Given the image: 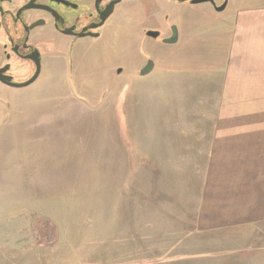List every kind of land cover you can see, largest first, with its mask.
I'll use <instances>...</instances> for the list:
<instances>
[{
    "label": "rangeland",
    "instance_id": "374dc122",
    "mask_svg": "<svg viewBox=\"0 0 264 264\" xmlns=\"http://www.w3.org/2000/svg\"><path fill=\"white\" fill-rule=\"evenodd\" d=\"M183 24L176 46H49L0 114V264H264V219L200 225L227 31Z\"/></svg>",
    "mask_w": 264,
    "mask_h": 264
},
{
    "label": "crops",
    "instance_id": "0c3cea01",
    "mask_svg": "<svg viewBox=\"0 0 264 264\" xmlns=\"http://www.w3.org/2000/svg\"><path fill=\"white\" fill-rule=\"evenodd\" d=\"M256 1L235 3L213 25L226 28L227 49L205 133L210 151L197 199L203 228L264 219V1Z\"/></svg>",
    "mask_w": 264,
    "mask_h": 264
},
{
    "label": "flooded vegetation",
    "instance_id": "af4514ba",
    "mask_svg": "<svg viewBox=\"0 0 264 264\" xmlns=\"http://www.w3.org/2000/svg\"><path fill=\"white\" fill-rule=\"evenodd\" d=\"M242 1L0 0V114L12 104L22 105L15 93L38 81L49 46L68 43L72 51L81 41L128 42L137 35V41L176 46L186 19L213 26L225 22L233 5ZM174 30L176 42L166 43ZM129 46L125 49L133 55L145 50L136 41Z\"/></svg>",
    "mask_w": 264,
    "mask_h": 264
},
{
    "label": "water",
    "instance_id": "95a60500",
    "mask_svg": "<svg viewBox=\"0 0 264 264\" xmlns=\"http://www.w3.org/2000/svg\"><path fill=\"white\" fill-rule=\"evenodd\" d=\"M148 34H150L151 36H156L155 32H150L148 31L147 32ZM176 35H175V30H174V33H173V36L169 39V40H166L165 42L166 43H174L176 42ZM154 67V63L151 59H148L147 62L143 65V67L137 69L136 73L139 74V75H147L148 73H150L152 71ZM117 72L120 73L122 72V68H118L117 69ZM30 81H27L25 82L23 85H27L29 84Z\"/></svg>",
    "mask_w": 264,
    "mask_h": 264
}]
</instances>
